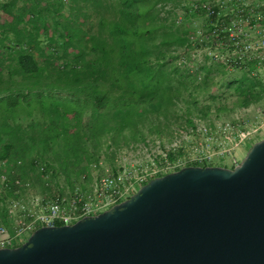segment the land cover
<instances>
[{
    "label": "trees",
    "instance_id": "obj_1",
    "mask_svg": "<svg viewBox=\"0 0 264 264\" xmlns=\"http://www.w3.org/2000/svg\"><path fill=\"white\" fill-rule=\"evenodd\" d=\"M176 1L0 0V160L17 157L14 172L39 194L62 193L122 147L261 104L259 81L244 72L175 67L170 49L184 48L188 25L160 19L157 5ZM67 117H83L74 134ZM51 119L71 141L57 130L55 148L43 138ZM117 134V145L104 143Z\"/></svg>",
    "mask_w": 264,
    "mask_h": 264
},
{
    "label": "water",
    "instance_id": "obj_2",
    "mask_svg": "<svg viewBox=\"0 0 264 264\" xmlns=\"http://www.w3.org/2000/svg\"><path fill=\"white\" fill-rule=\"evenodd\" d=\"M0 264H264V138L230 169L187 166L108 211L37 228Z\"/></svg>",
    "mask_w": 264,
    "mask_h": 264
},
{
    "label": "built area",
    "instance_id": "obj_3",
    "mask_svg": "<svg viewBox=\"0 0 264 264\" xmlns=\"http://www.w3.org/2000/svg\"><path fill=\"white\" fill-rule=\"evenodd\" d=\"M157 10L159 18L175 28L188 25L184 48L170 49L175 67L190 72L194 65L214 64L259 81L260 124L241 131V126L229 122L209 127L205 120L193 118L192 127L175 129L166 146L160 140L143 139L122 147L111 161L91 164L72 189L59 185L62 193L55 188L50 193L35 192L9 168L10 162L19 164L17 160H0V215L6 219L3 225L0 218V249L21 245L37 228L71 225L108 211L150 179L187 166H217L251 136L264 138V0H177L158 4ZM236 164L231 160L229 169ZM34 167L44 172L42 164ZM9 188L11 195L5 193Z\"/></svg>",
    "mask_w": 264,
    "mask_h": 264
},
{
    "label": "rangeland",
    "instance_id": "obj_4",
    "mask_svg": "<svg viewBox=\"0 0 264 264\" xmlns=\"http://www.w3.org/2000/svg\"><path fill=\"white\" fill-rule=\"evenodd\" d=\"M2 20H0V22H2ZM230 114L232 116H227V117H225V118H223L221 120H224L225 122H229L230 124H232L234 126L235 125L236 126L237 125L241 126V128H240L241 131H244V130L248 129L252 125H255V126L259 125L260 122H261V119H262V116H259V114H260V104L251 106V107L247 108V110H245L244 112H240L239 113V111H232ZM68 117L70 118L71 116H68ZM69 118H68V121H67V122L70 123L69 133H71V134L73 133L74 134L76 132V130L78 129V127H79V123L82 124L83 117L80 118L81 119L80 122H79L78 117H76L75 119L74 118L69 119ZM20 120L21 119L13 122L12 119H8V122L12 125V123H16V122H21L22 121V120L21 121ZM58 121L59 120H57V122ZM175 129H178V128L176 126H172L171 134L169 136H167V137H164L163 136L161 138L162 139L161 141L163 142L164 146H166L167 144H169L168 142L172 138V132ZM53 130L59 131L61 135H63V134L66 133L64 136L67 137V139L69 138L70 141H71L72 136L69 137V133L67 131H62L63 128L61 126L60 127H57L56 120H54V119H51V121L48 122V125L46 126V128H45V130L43 132V138H45V139H47V138L52 139L53 138V136H52V131ZM119 138H121L120 137V134H117V135H114V136L111 135V136H108V138L104 140V143L105 144L108 143V144H111V145H117ZM261 138H262V136L259 135V134L254 135V136H251L250 138H248L245 141H243L242 144H240L238 147H236L235 150H233L230 153V155L227 156V158L223 159L222 160L223 163H216V164H218L219 166H223V167L226 166L227 167L229 165V163H230L231 160H235L238 163L243 158L245 152L248 150V148L250 147V145L252 143L258 141ZM156 140H158V139H156ZM54 141L55 140L53 138L52 139V146H53V148L56 147L54 145L55 144ZM229 146L230 145L228 143L226 145H224V147L226 149H228ZM58 150L56 152L58 154H61V152L58 151ZM213 150L215 151L216 149H213ZM102 160H104V159H102ZM33 189H34V191H37L36 188H33Z\"/></svg>",
    "mask_w": 264,
    "mask_h": 264
},
{
    "label": "crops",
    "instance_id": "obj_5",
    "mask_svg": "<svg viewBox=\"0 0 264 264\" xmlns=\"http://www.w3.org/2000/svg\"><path fill=\"white\" fill-rule=\"evenodd\" d=\"M240 113V112H239ZM16 158V159H15ZM14 159H10V160H17L18 162H19V164H16V163H13V162H10L11 164H9V168L11 169V170H13V171H15L14 170V166L16 167V166H18V165H20V161L17 159V157H15ZM216 167H222V168H229L228 166L226 167V166H216ZM54 181V180H53ZM55 182V181H54ZM54 188V187H53ZM37 190V189H36ZM50 191H52V190H50ZM35 192H37V191H35ZM38 193V192H37ZM50 193V192H49Z\"/></svg>",
    "mask_w": 264,
    "mask_h": 264
}]
</instances>
